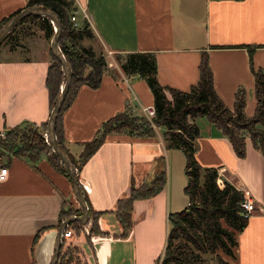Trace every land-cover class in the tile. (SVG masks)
<instances>
[{
	"label": "crops",
	"instance_id": "0c3cea01",
	"mask_svg": "<svg viewBox=\"0 0 264 264\" xmlns=\"http://www.w3.org/2000/svg\"><path fill=\"white\" fill-rule=\"evenodd\" d=\"M75 1L77 18H87L84 12L88 15L97 48L106 53L109 66L101 85H82L63 112L65 144L71 156L78 158L102 123L128 104L142 113L144 107L154 106L146 79L127 75L120 66L119 56L131 52L155 53L159 82L184 91L198 83L202 57L207 54L223 101L234 109L236 95L243 89L246 113L255 114L252 65L264 68V0ZM27 3L0 0V22ZM17 35L20 40L8 50L9 56L0 58V131L24 122L41 124L51 115L46 83L53 60L51 42L41 30L27 33L22 27ZM197 123L201 132L198 162L217 167L220 180L247 192L258 207L238 234L235 256L229 261L264 264V211L259 210L264 206V155L248 138L246 156L240 157L207 118ZM164 131L158 128L154 137L109 134L77 171L88 188L81 184L89 199V220H76L82 225L80 231L66 226L73 235L62 238L60 255L73 245L87 264H154L164 253L169 216L186 208L189 201L185 153L166 147ZM164 163L166 186L151 197L133 201L132 226L126 229L118 216L119 200L131 195L132 183L139 187L151 182ZM1 166L8 168V174L0 183V264H51L62 224L83 214L73 179L46 155L36 162L16 154L0 156ZM79 208L81 215L62 220L63 210ZM90 208L98 213L99 227L106 232L97 239L90 235ZM88 223L89 235L83 229Z\"/></svg>",
	"mask_w": 264,
	"mask_h": 264
},
{
	"label": "trees",
	"instance_id": "16d2710c",
	"mask_svg": "<svg viewBox=\"0 0 264 264\" xmlns=\"http://www.w3.org/2000/svg\"><path fill=\"white\" fill-rule=\"evenodd\" d=\"M40 6L54 11L61 22L62 32L59 45L66 60L71 66L73 80L57 115L55 131L58 143L69 156L75 168L80 171L84 164L96 153L106 137L112 133H126L138 137H154L158 128H164L163 139L166 147L182 149L186 156L185 172L188 183L185 187L188 205L181 211L169 216V231L164 251V264H201L204 254L217 255L220 264H231L223 259L219 251L234 257L238 246V234L249 223L250 215L242 206L245 193L228 180L224 186L219 184L217 167H203L197 160L198 138L200 127L197 119L205 117L219 128L227 137L233 149L240 157L246 156L247 139L264 155V68L256 69L252 65L255 76V93L257 107L255 114L246 113L247 95L242 89L236 95L235 107L231 109L220 97L214 84V72L207 54L200 64V79L190 90L184 91L170 86H163L158 79V61L153 52H131L119 56L120 66L130 76L146 79L153 94L156 115L149 119L144 112H138L128 104L123 111L115 114L102 123L95 137L84 143V149L78 158L71 156L67 150L64 137L62 115L74 100L82 85L98 88L104 74L108 70L106 53L97 48V35L87 18L77 17L75 0H28L26 7ZM24 8H20L0 22V29ZM33 20V22H32ZM34 23L41 29L48 40L55 34V25L51 18L40 14H28L18 19L11 30L3 36V42L17 43L15 36L19 26ZM31 23V24H32ZM66 78L62 63L54 56L47 73V87L51 99V112ZM48 121L41 124L24 122L5 131L0 138V156L19 155L26 160L36 162L46 155L61 171L71 176L61 157L46 141ZM162 160L164 158H161ZM167 184L165 163L151 182L136 186L132 183L131 195L119 200L118 216L126 229L132 226V205L138 198H147L161 191ZM85 199H89L84 192ZM82 214L67 209L61 213L62 220L73 214ZM98 213L90 208L93 223L90 235H105L98 223ZM81 224L74 221L68 228L81 230ZM126 234V233H123ZM39 235L35 238L37 242ZM92 238V237H91ZM57 264H87L82 261L77 246L69 245L60 255Z\"/></svg>",
	"mask_w": 264,
	"mask_h": 264
},
{
	"label": "water",
	"instance_id": "95a60500",
	"mask_svg": "<svg viewBox=\"0 0 264 264\" xmlns=\"http://www.w3.org/2000/svg\"><path fill=\"white\" fill-rule=\"evenodd\" d=\"M28 14H40V15L52 18L55 21V24H54L55 25L54 26L55 27V34L51 40V50H52L54 56L62 63L66 81L62 87L60 95L58 96L56 105L54 106V108L51 112L50 119L48 121L47 134L51 140L53 150L61 157L62 162L65 164L66 169L68 170L71 178L73 179L74 187H75V195H76L77 199L79 200V202L81 203V206L83 209L82 216H80V217L73 216V217L69 218L68 220H66L62 224L61 228L58 231V241L56 243V252H55L53 260L51 262V264H57V261H58L59 256H60V249L62 246V235H63V232H64L66 226L70 222L76 221V220H79L82 223H87L89 220V206H88V203H87L85 196L82 192L81 181L77 175L76 168H75L73 162L71 161V159L69 158V156L63 151L60 144L58 143L56 131H55V123H56L57 115L61 112L62 106L65 102L66 96L68 94V91L70 89V86H71L72 80H73L71 66L68 63V61L66 60V57H65L64 53L62 52V49L59 45V39H60V35L62 32V25H61V22H60L58 15L54 11L40 7V6H28L25 9H23L19 14L13 16L0 29V41L2 40L3 36L6 35L11 30L12 26L15 24V22L18 19H20V18H22Z\"/></svg>",
	"mask_w": 264,
	"mask_h": 264
},
{
	"label": "built area",
	"instance_id": "2783aa9c",
	"mask_svg": "<svg viewBox=\"0 0 264 264\" xmlns=\"http://www.w3.org/2000/svg\"><path fill=\"white\" fill-rule=\"evenodd\" d=\"M84 14L87 17V19H89L88 15L85 12H84ZM76 18H77L76 16H73L74 20H76ZM143 112L149 119H152L156 115V110H155L154 106L144 107ZM4 136H5V131H0V138H3ZM44 136L46 138V141L52 145L51 140L47 134V131L44 133ZM76 171H78L77 168H76ZM7 174H8V168L6 166H1L0 167V183H2L6 179ZM218 181H219L220 186L223 187L224 181H222L220 179ZM81 184H83V183L81 182ZM84 187H85V189L88 190V188L85 185H84ZM244 193H245V200L242 203V206H243L245 212L247 214L251 215L253 212H255L258 209L257 203H256V200L254 198H252L247 192H244ZM259 210L264 211V206L260 207ZM90 224L91 223H88V224L83 226L84 232L88 235L90 234V227H91ZM72 235H73L72 229H66L63 232L62 238H69ZM154 264H164L163 257L159 258L156 262H154Z\"/></svg>",
	"mask_w": 264,
	"mask_h": 264
},
{
	"label": "rangeland",
	"instance_id": "374dc122",
	"mask_svg": "<svg viewBox=\"0 0 264 264\" xmlns=\"http://www.w3.org/2000/svg\"><path fill=\"white\" fill-rule=\"evenodd\" d=\"M32 22H33V20H32ZM31 22V23H32ZM26 23L27 25H24V26H21V28L23 27V28H25L26 29V31H27V33H33V32H35L36 30H41V29H39L38 27H36V26H34L35 24L34 23ZM20 28V26H19V29L17 30V33H16V35L15 36H18L17 34H18V31L21 29ZM35 29V31H33ZM30 31H33V32H30ZM42 31V30H41ZM24 34H22L21 36H23ZM21 36H19L18 37V40H20L19 38L21 37ZM49 42H51L50 40H48ZM14 46H16V43L15 42H13V43H9V42H3L2 43V46H0V58H2V57H7V56H9L8 55V50L9 49H11V47H14ZM201 118H203V117H200V118H198L197 119V122H198V120H200ZM92 237H94V238H98V237H101V235H93ZM220 252V254H221V257L223 258V259H227V260H230V256H228V255H226V254H224L222 251H219ZM161 257H163V260H164V253L159 257V258H161ZM158 258V259H159ZM157 259V260H158ZM156 260V261H157ZM83 261V260H82ZM171 264H175V263H171ZM201 264H220V261H219V259H218V257H217V255H213V254H204V261L201 263Z\"/></svg>",
	"mask_w": 264,
	"mask_h": 264
},
{
	"label": "bare ground",
	"instance_id": "6f19581e",
	"mask_svg": "<svg viewBox=\"0 0 264 264\" xmlns=\"http://www.w3.org/2000/svg\"><path fill=\"white\" fill-rule=\"evenodd\" d=\"M52 19V18H51ZM53 20V19H52ZM54 24H55V21L53 20Z\"/></svg>",
	"mask_w": 264,
	"mask_h": 264
}]
</instances>
